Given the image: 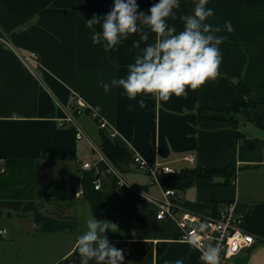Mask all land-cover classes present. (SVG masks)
I'll return each mask as SVG.
<instances>
[{"label": "crops", "instance_id": "1", "mask_svg": "<svg viewBox=\"0 0 264 264\" xmlns=\"http://www.w3.org/2000/svg\"><path fill=\"white\" fill-rule=\"evenodd\" d=\"M156 2L137 0L138 11ZM112 6L113 0H0V35H8L18 52L39 55L31 70L0 39V165L8 158L36 161V198H0V227L8 229L0 235V264H57L68 258L84 230L83 220L95 215L83 193V173H97L99 190L110 185L111 175L88 141L77 139L72 126L59 123L70 109L74 90L101 108L117 130L115 140L132 156L158 159L174 172L185 167H234L232 178L217 174L189 184L184 179L152 183L151 175L133 162L125 174L159 201L164 189L174 188L176 195L169 197L183 211L218 214L233 204L244 217L242 227L256 239L233 258V264H264V0H208L213 15L206 22L219 27L216 34L223 37L220 75L188 90L187 97L172 96L164 102L146 96L143 107L121 95L120 88L105 93L100 83L125 75L127 65L155 38L150 33L148 41L133 46V40H139L133 34L108 52L93 45L84 21L106 14ZM191 11L192 0H181L177 18L169 22L180 30V14ZM225 21H231V31ZM250 97L256 105L249 115L237 114L238 127L199 118V108H228ZM78 120L101 143L105 131L89 113ZM187 154L194 155L192 162L184 158ZM85 162L96 163L87 169L82 167ZM37 208L72 220L73 230L37 231ZM157 211L155 201L132 189H123L105 206L104 219L118 225L115 232L106 229L108 240L131 247L129 254L122 253L124 264H163L166 259L204 264L199 250L178 237L175 221L157 218ZM71 261L80 264V256Z\"/></svg>", "mask_w": 264, "mask_h": 264}, {"label": "clouds", "instance_id": "2", "mask_svg": "<svg viewBox=\"0 0 264 264\" xmlns=\"http://www.w3.org/2000/svg\"><path fill=\"white\" fill-rule=\"evenodd\" d=\"M208 0H192V11L182 13L179 19L183 27L177 30L170 20L177 18L181 0H157L147 11L140 10L137 0H113V6L102 16L93 14L84 21L90 32L93 45H99L105 52L115 50L129 36L135 34L133 46L139 41H148L154 34V41L146 43L141 54L127 65L123 76H112L101 81L105 93L113 88L122 89L121 95L145 104L144 97L151 96L167 102L172 96L187 97L188 90H197L207 81H214L220 75L222 53L219 45L223 41L219 27L206 22L213 15ZM100 30H97V25ZM225 28L232 30L231 21H225ZM84 230L78 234L76 248L80 264H124L123 250L110 243L106 229L117 231L118 225L95 215L85 217ZM40 223L33 224L39 228ZM206 224L196 226L203 232ZM191 247L202 249L200 259L204 264H219L221 248L218 244L203 245L198 235L189 237ZM163 264H184L182 259L164 260Z\"/></svg>", "mask_w": 264, "mask_h": 264}, {"label": "built area", "instance_id": "3", "mask_svg": "<svg viewBox=\"0 0 264 264\" xmlns=\"http://www.w3.org/2000/svg\"><path fill=\"white\" fill-rule=\"evenodd\" d=\"M0 39L17 51L8 35H0ZM17 53L24 64L31 70H33L31 62H39V55L35 51H30L26 54H22L18 51ZM71 100L72 104L70 109L67 111L66 117L59 122L60 125L72 126L75 129V136L77 139H85L88 141L91 149L97 156V160L102 161L105 164L107 172L115 178L119 190L132 189L139 192L144 199L155 201L158 204L157 218H172L175 221L179 238L188 241L189 237L195 234L200 237L203 245L209 243L218 244L221 248V259L219 264H233V258L239 254L242 249L251 246L256 241L254 235L242 227L244 217L241 213H237L233 204H229L226 209L221 210L218 214L201 215L180 209L181 207L169 197L176 195V190L174 188L164 189V197L159 201L155 197L145 193L139 186L133 184L127 178L125 171L110 159L102 149L100 143L89 135L78 120L80 114L88 112L99 125L100 129L105 131L110 137H116L118 135L117 130L104 117L101 108L97 105L88 103L80 92L75 90L72 91ZM184 158L192 162L194 160V155L187 154ZM95 163L85 162L82 164V167L92 169ZM133 163H135L138 169L146 171L151 175L152 183H161V174L174 172V168L170 164L158 159H146L138 153L133 154ZM5 168V166L0 165V172L4 171ZM95 180V188L101 189V183L97 181V179ZM200 223L206 224V229L203 232L196 231V226ZM7 232L8 229L6 227H0V235L4 236ZM116 247L122 249L123 254H129L131 252L130 244L127 242ZM198 250L199 254H201L202 249ZM65 264H71V262H66Z\"/></svg>", "mask_w": 264, "mask_h": 264}, {"label": "trees", "instance_id": "4", "mask_svg": "<svg viewBox=\"0 0 264 264\" xmlns=\"http://www.w3.org/2000/svg\"><path fill=\"white\" fill-rule=\"evenodd\" d=\"M256 105V101L251 97L247 100H236L228 108H199L198 114L200 119L224 120L232 127H238V113L249 115L251 109ZM102 149L110 159L122 170L133 162L132 154L126 150L114 137H110L101 131ZM5 170L0 172V198H36L35 167L36 161L33 158H8L5 162ZM217 174H225L226 177L232 178L236 175V169L227 165L224 167H185L180 171L163 173L160 175L162 183L174 182L184 179L189 184L198 178H212ZM97 173L86 171L83 173L82 181L84 183V196L90 200L92 209L99 219H104L105 206L112 200L118 198L120 191L115 178L111 175L110 185L102 190L96 189L94 180ZM34 223L39 222L40 227L37 231H60L73 230L74 222L72 220L60 219L43 213L38 208L34 211ZM111 243V241L109 240ZM77 248L68 258L57 264L71 262V259L78 256Z\"/></svg>", "mask_w": 264, "mask_h": 264}, {"label": "rangeland", "instance_id": "5", "mask_svg": "<svg viewBox=\"0 0 264 264\" xmlns=\"http://www.w3.org/2000/svg\"><path fill=\"white\" fill-rule=\"evenodd\" d=\"M89 117L91 118V119H93L92 118V116L91 115H89ZM94 123H96L94 120H92ZM97 124V123H96ZM95 125V124H94ZM98 125V124H97ZM94 139V138H93ZM95 141H96V139H94Z\"/></svg>", "mask_w": 264, "mask_h": 264}]
</instances>
